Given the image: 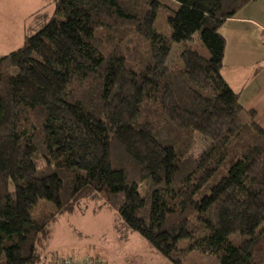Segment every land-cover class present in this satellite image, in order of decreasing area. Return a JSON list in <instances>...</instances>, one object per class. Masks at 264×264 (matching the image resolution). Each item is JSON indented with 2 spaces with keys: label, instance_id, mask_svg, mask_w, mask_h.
Listing matches in <instances>:
<instances>
[{
  "label": "trees",
  "instance_id": "obj_1",
  "mask_svg": "<svg viewBox=\"0 0 264 264\" xmlns=\"http://www.w3.org/2000/svg\"><path fill=\"white\" fill-rule=\"evenodd\" d=\"M256 1L48 0L0 57V264L72 257L48 248L87 199L170 264H264V129L222 76L220 34Z\"/></svg>",
  "mask_w": 264,
  "mask_h": 264
},
{
  "label": "crops",
  "instance_id": "obj_2",
  "mask_svg": "<svg viewBox=\"0 0 264 264\" xmlns=\"http://www.w3.org/2000/svg\"><path fill=\"white\" fill-rule=\"evenodd\" d=\"M45 3L46 0H0V36L6 28L17 27L20 38H25L34 15L41 11ZM220 34L226 43L222 76L239 93L242 107L256 113V121L264 129V0L242 8L224 23ZM7 41H0V53L9 44ZM58 224L48 248L49 255L77 254L84 257L85 252L80 247L65 255L60 254L62 248L73 245L69 240H63V232L57 238L61 250H58V245L57 248L53 246Z\"/></svg>",
  "mask_w": 264,
  "mask_h": 264
},
{
  "label": "rangeland",
  "instance_id": "obj_3",
  "mask_svg": "<svg viewBox=\"0 0 264 264\" xmlns=\"http://www.w3.org/2000/svg\"><path fill=\"white\" fill-rule=\"evenodd\" d=\"M45 4L47 7L41 9L42 13L45 14L46 10L50 12L51 8L54 10V5L48 4V0ZM163 11L156 23V28L159 32L170 36L171 28L167 23L168 12L164 9ZM19 38L17 27L6 28V32L0 36V41L8 40L9 44L0 53V57L19 49L25 41V38ZM125 48L131 58H140L147 49L144 41L136 36L126 41ZM82 208H86V211L67 214L60 219L53 246L57 248V238L62 232L63 240H69L73 244L62 248L60 254L65 255L73 248L80 247L85 252L84 257L94 258L99 264H170L160 254L154 252L145 239L127 228L115 211L103 205V201L87 199L83 202ZM185 243L181 242V247ZM58 246V250H61V246ZM79 256L76 254L75 257ZM192 263L217 264L212 258L198 252H192L185 264Z\"/></svg>",
  "mask_w": 264,
  "mask_h": 264
},
{
  "label": "built area",
  "instance_id": "obj_4",
  "mask_svg": "<svg viewBox=\"0 0 264 264\" xmlns=\"http://www.w3.org/2000/svg\"><path fill=\"white\" fill-rule=\"evenodd\" d=\"M55 264H99L97 261L90 257H69L64 261H58Z\"/></svg>",
  "mask_w": 264,
  "mask_h": 264
}]
</instances>
